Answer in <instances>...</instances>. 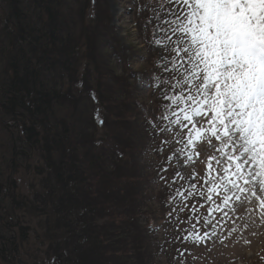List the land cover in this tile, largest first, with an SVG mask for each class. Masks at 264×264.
<instances>
[{
  "label": "trees",
  "instance_id": "16d2710c",
  "mask_svg": "<svg viewBox=\"0 0 264 264\" xmlns=\"http://www.w3.org/2000/svg\"><path fill=\"white\" fill-rule=\"evenodd\" d=\"M78 1L0 0V264H154V250L163 248L135 223L150 218L142 212L151 202L143 191L147 170L137 161L144 146L119 138L110 147L105 123L110 104L127 106L124 89L136 92L128 73L112 66L113 58L130 59L118 53L113 31L84 26L83 11L73 10ZM130 4L144 32L151 11L141 12L143 0ZM155 58L144 63L145 80ZM93 92L104 105L98 140L82 129L88 97L98 104ZM155 109L151 102L139 112L143 122ZM20 173L34 180L27 194ZM160 195L151 196L158 215ZM164 228L165 241L176 235ZM179 247L164 243L167 256Z\"/></svg>",
  "mask_w": 264,
  "mask_h": 264
},
{
  "label": "snow or ice",
  "instance_id": "6c2138e0",
  "mask_svg": "<svg viewBox=\"0 0 264 264\" xmlns=\"http://www.w3.org/2000/svg\"><path fill=\"white\" fill-rule=\"evenodd\" d=\"M146 10L152 74L129 64L128 76L157 104L144 130L158 157L161 227L176 233L166 242L224 244L240 209L264 221V0H152ZM205 143L213 152L201 159Z\"/></svg>",
  "mask_w": 264,
  "mask_h": 264
},
{
  "label": "rangeland",
  "instance_id": "374dc122",
  "mask_svg": "<svg viewBox=\"0 0 264 264\" xmlns=\"http://www.w3.org/2000/svg\"><path fill=\"white\" fill-rule=\"evenodd\" d=\"M86 2L87 0H79L77 2L81 4V9H77L73 6L75 12H78V10L83 11L81 13H83L84 26L92 29L94 27L96 28L98 24H101L105 26L106 29H110V32L113 31L114 37L117 39L116 47L120 50L118 53L130 59L128 62L124 60L125 63L122 65L118 64L115 58H113L112 66L116 67L117 75H121L124 72L128 73L129 64L132 69L137 72L144 70L146 67V65H144L145 61L149 60L148 57L150 54L154 53L156 55V51L154 49H152L153 52L150 51L149 43L143 42V39L150 35V30H145L144 32L138 30L135 23L136 10L134 11V8L130 4V0H94L92 2L88 0V6ZM143 3L144 6L147 7L152 3V0H143ZM146 12L148 11L146 10ZM146 16H144V18ZM150 18L154 19L152 13L149 19ZM141 57H143V59H141ZM127 84L131 87H135L136 92L133 93V96H129L124 89L125 93L121 95V98H123L122 100L127 106L122 108L121 106L115 107L110 104V109H108L110 114L106 117L105 123L107 126H110L111 134H113V142H109L110 147H112V145L113 148L118 147L117 143L119 138L126 144H137L142 142L144 146L142 154L137 161H139V166L147 170L146 176L143 178L146 182L143 191L148 195V198L151 199L153 204L149 200L147 201L149 208H146V210L141 208L142 212H148V214H143L145 216L150 215V218H146V221V219L143 220L144 217L140 215L135 223L142 228H147L148 232H150V239H154L155 243H153L156 244L157 247H163L158 249V251H155L156 249L154 250V264H264V226H261L264 224V221L257 218L258 212L252 213L250 216L249 212L243 209L239 210V220L235 225L237 232L233 234L231 238L227 239L224 244L216 241L210 242L207 247H205L203 245L196 246L190 240L187 243L176 242L180 246L179 249H181V251L187 249V252H184L178 259L174 258L178 255L177 251L167 256L164 248V243L167 244L164 238L165 228L161 227V224H163L161 223L162 221H158V217L161 213L158 215L156 201L154 202L151 197L158 192L160 193L162 188L160 181L157 183L158 179L155 172V166L158 164V157L152 154L148 146L149 141L145 137L144 130L145 122H143V115L139 114V112H142L139 105L142 104L145 108L151 105V102L156 107L157 104L152 95V88L145 89L141 84H138L137 80L134 78H131ZM93 93L94 95L96 94L95 92ZM95 96L97 99L98 96ZM109 98V101L113 102L112 93H110ZM84 99L86 100V98ZM88 100L91 104L90 108L84 111L86 119L82 121V129L85 133L91 135L92 138L94 137V139L98 140L102 136L103 126H95V123L98 121L96 120L97 117L101 118L99 110L102 112L101 110L104 105L102 107L98 99V104H94L92 98L90 99L88 97ZM124 108H128L126 109L128 113L124 112ZM119 116L120 119L118 118ZM132 117L135 119L130 120ZM198 151L201 153V159H204L212 154L213 149L208 147L205 143L198 146ZM196 168L202 171L203 164L198 163ZM190 171L191 169H185L186 173ZM17 184L23 194L29 193L31 186L35 185L32 176H27L25 173H20L17 176ZM141 187L142 186L139 185L137 186L138 189H141ZM248 208L250 211L251 206H248ZM153 218L156 219V221H153ZM254 218L255 222H251ZM246 222H249L250 226L245 232L243 225ZM153 228L155 231L152 230ZM188 231H192L191 227L188 228ZM166 232L170 234L174 233L170 227L166 229ZM246 241H250V243H246Z\"/></svg>",
  "mask_w": 264,
  "mask_h": 264
}]
</instances>
